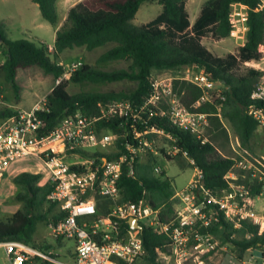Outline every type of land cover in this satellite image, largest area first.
Returning <instances> with one entry per match:
<instances>
[{
	"label": "trees",
	"instance_id": "1",
	"mask_svg": "<svg viewBox=\"0 0 264 264\" xmlns=\"http://www.w3.org/2000/svg\"><path fill=\"white\" fill-rule=\"evenodd\" d=\"M31 1L37 4L45 22L57 26L58 0ZM143 2H156L162 6V11L149 23L136 26L133 19ZM232 4L245 7V40L236 54L219 57L210 52L201 41L208 35L218 40L230 36L233 31L229 20ZM258 4V0H208L191 26L186 0H82L69 9L64 23L56 31L51 51L43 44L8 40L5 26L0 22V45L4 49L0 71L12 83L18 100L19 89L15 85L18 70L39 68L56 80L64 73L59 59L65 50L84 48L90 52L111 45L97 58L94 65L83 64L80 69L70 73L65 81L55 85L46 96V109L40 113L44 123L42 133L46 134L63 118L73 116L77 111L96 116L102 104L114 99L141 103L150 93L152 78H161L167 73L174 76L184 67L202 68L211 79L226 87L224 100L215 99L194 109L193 105L202 96V91L185 81H174V89L184 108L211 114V127L206 141L173 127L166 119H153L151 124L169 134L175 141L165 139L168 144H175L194 160L202 175L201 183L206 189L225 190L228 182L224 177L231 170L235 157L223 156L214 143L220 134L225 135L222 128L224 124L236 137L238 151L264 170V158L257 156L251 149V140L258 125L247 114L250 105H261L260 102L252 101L250 94L262 72L244 67L246 62H260L263 59L264 13L258 10ZM121 61L127 64L126 68L113 71H103L100 68L102 65ZM124 81L136 84V88L127 93L80 92L70 95L67 92L69 83L103 85ZM1 93L0 89V95ZM15 113V110L0 107V122ZM102 126L119 131L116 122L103 123ZM123 142L125 141L122 139L117 142L118 149H123ZM103 155L110 159L119 153ZM155 158L150 156L145 162H137L133 177L125 171L122 173L119 203L137 202L145 197L151 207L158 211L159 222L168 225L174 221L179 201L173 198L176 191L173 181L163 174L157 176L153 172ZM178 163L181 167L189 166L184 159H178ZM40 179L39 174L29 173H20L13 178V183L20 187L15 200L21 207L12 216L0 219V244L13 241L44 252L52 249L51 245H40L33 239L39 223L48 224L59 218L54 206L46 201L51 187L49 184L38 185ZM259 193V187L251 188L252 195L257 196ZM108 206V201L98 199V217L106 216ZM214 211L216 221L207 227H199L198 234L211 236L217 243L216 249L229 246L238 264H243L250 249H257L264 256V228L249 221H241L235 227L221 212L217 209ZM124 227L127 225L124 224ZM140 238L145 249L142 260L147 264H162L156 250L169 251L168 235L143 225ZM56 245L61 246L62 243L56 241ZM213 251L206 250L202 259H206ZM44 264L56 263L44 260ZM117 264L124 263L118 261Z\"/></svg>",
	"mask_w": 264,
	"mask_h": 264
},
{
	"label": "built area",
	"instance_id": "2",
	"mask_svg": "<svg viewBox=\"0 0 264 264\" xmlns=\"http://www.w3.org/2000/svg\"><path fill=\"white\" fill-rule=\"evenodd\" d=\"M258 1V10L264 13V0ZM244 9L241 4L231 5L229 20L233 31L230 35L234 33L236 39L246 29ZM262 64L264 50L260 62L250 61L244 66L262 72L250 94V99L261 105H250L247 114L258 127L264 128ZM60 65L64 73L55 80V85L65 81L83 63L71 61L66 66ZM174 81L191 83L202 91L194 109L215 99L224 100V90L217 86L218 82L202 68L190 66L179 69L169 78H152L150 93L141 103L114 99L102 104L96 116L77 111L73 116L63 118L46 134L42 133L44 123L40 117L46 109V98L29 110H16L13 116L0 122V185L12 163L27 158L40 160L48 171L47 184L51 187L46 201L59 215L56 222L47 225L49 236L55 242L73 243V249L67 251L70 261L66 262L55 258L52 251L44 252L20 242L1 243L10 264H28L34 258L56 264H117L118 261L139 264L145 249L140 238L141 230L132 229L127 222L131 218L137 219L141 227L140 221H145L144 226L167 234L170 239L168 257H173L177 264H184L190 258L189 242H193L196 249L216 250L217 243L211 236L197 232L199 227H207L216 221L215 209L235 227L241 221H249L264 228V216L259 215L256 204L264 197L263 169L247 158L235 157L231 170L224 177L228 188L206 189L201 183L199 168L186 152L175 144H166L160 149L155 145L160 138L175 141L151 124L153 119H166L179 130L188 131L202 141L207 139L211 114L184 108L174 89ZM2 105L6 106L0 97V107ZM110 122L117 123L118 132L102 126ZM120 139L125 141L122 150L117 148ZM112 153L119 155L110 159L103 155ZM145 154L170 159L181 155L193 169V176L186 186L174 193L173 198L179 203L171 224L159 222L158 211L145 197L137 202L119 203L122 173L125 171L133 177L135 164ZM236 169L241 172L236 173ZM153 172L157 176L163 174L157 166L153 167ZM252 187L260 188L259 195L251 194ZM98 199L109 203L105 217H98ZM156 253L159 258L166 259L165 251L157 249ZM196 264L207 263L199 259ZM243 264H250V260Z\"/></svg>",
	"mask_w": 264,
	"mask_h": 264
},
{
	"label": "rangeland",
	"instance_id": "3",
	"mask_svg": "<svg viewBox=\"0 0 264 264\" xmlns=\"http://www.w3.org/2000/svg\"><path fill=\"white\" fill-rule=\"evenodd\" d=\"M208 0H186V7L189 14V20L193 22L196 17L199 15L202 6ZM31 0H8L3 2L0 0V20L5 26V33L8 40L17 41V40H26L37 45L43 44L47 48L51 46L53 41L52 30L53 26L47 24L48 31H28L25 28L29 27L30 18L33 15L30 8L27 5H30ZM36 7V6H35ZM195 8H197L195 10ZM36 11H38V8ZM162 11V6L156 2H143L136 15L133 19V24L136 26H142L150 21L154 20ZM39 20H41L40 13L38 14ZM21 22L23 26H21ZM218 39H214L210 35L202 39V44L209 49H218L217 53L212 52L214 55H222V57L228 54H236L239 48V45L245 40L242 35H238L237 40H225L224 43H216ZM219 45V48H216ZM111 45L105 47L97 48L93 51H87L84 48H74L71 50H65L60 56V62L62 65L66 66L71 61L80 60L83 64L94 65L97 58L109 49ZM2 46L0 45V66L4 61V55L2 52ZM50 49V48H49ZM52 49V48H51ZM52 58V55H50ZM220 57V56H219ZM127 64L125 62H113L106 65L100 66L103 71H113L122 68H126ZM249 68L248 66H244ZM264 68V65H261ZM253 69V68H252ZM172 77L170 74H164L160 79ZM15 85L19 89V99L16 100L14 89L12 83L8 82L5 79L3 71H0V89L3 92L4 98L2 101L6 106H1L4 108H9L7 105L16 106L20 108H29L33 103L39 100L52 86H55V78L52 75L45 74L39 68H28L20 69L17 72L15 78ZM136 88V84L130 82H115V83H106L103 85H93V84H82L74 85L69 83L67 86V92L70 95L77 94L80 92H129ZM20 108H10L12 110H19ZM211 127V126H210ZM225 130V135L220 134L219 138L214 142L217 148L227 147L230 150L235 148L237 151V140L233 135L230 128L224 124L222 127ZM210 129V128H209ZM209 129L207 130L206 136L208 138ZM218 133V132H216ZM168 144L165 139L160 138L156 141V146L158 149ZM251 149L253 152L264 158V128L258 127L255 131L252 140H251ZM96 150V149H94ZM239 152V151H238ZM152 156L150 154L142 155L139 158V162H145L147 159ZM246 158L245 154L239 152L238 157ZM155 162H153V167L157 166L161 169L165 177L170 178L173 181V184L177 190H180L186 186L193 174V169L189 165L188 161L182 156H176L169 160L162 156H154ZM179 157V158H178ZM178 159H184L187 161L189 166L181 167L178 163ZM236 173L241 171L236 169ZM20 173H29V174H39L41 179L39 185L43 186L47 184L49 174L43 163L36 158H27L16 161L12 163L8 172L6 173L4 179L0 185V219L4 220L12 216L16 211L21 207L20 203L15 200V196L20 192V187L13 183V178ZM257 209L260 216H264V197L256 202ZM142 225H145V221H140ZM33 239L38 244H48L52 246V251L55 255L54 257L60 260L67 261L65 257V252L70 248L73 249V243L68 242L64 244L65 249L60 250L57 247L54 240L49 236V230L47 224L39 223L36 227V230L33 234ZM62 246V245H61ZM60 246V247H61ZM68 248V249H67ZM55 251H54V250ZM187 250L191 253L190 258L184 264H196V261L202 259L206 250L203 248L196 249L193 246V242H189ZM58 252V253H57ZM170 251L166 252V259H161L162 264H177L173 257H168ZM65 253V254H64ZM70 255V254H68ZM251 255V253H246V257ZM207 264H238L235 260V255L231 251L229 246H223L217 248L213 253L208 256L206 259H203ZM247 260V259H245ZM0 264H10L5 249L0 245ZM28 264H44V260L40 258L32 259ZM139 264H147L143 260L139 261Z\"/></svg>",
	"mask_w": 264,
	"mask_h": 264
},
{
	"label": "crops",
	"instance_id": "4",
	"mask_svg": "<svg viewBox=\"0 0 264 264\" xmlns=\"http://www.w3.org/2000/svg\"><path fill=\"white\" fill-rule=\"evenodd\" d=\"M3 2H6V1H8V0H2ZM80 1H82V0H58L57 1V3H56V10H57V15H58V24H57V26H53V30H52V35H53V41H52V44H51V46H49L48 48H52L53 47V44H54V41H55V34H56V31H57V29L64 23V21H65V19H66V16H67V13H68V11H69V9L71 8V7H73L75 4H77L78 2H80ZM32 2V1H31ZM38 8V6H37V4H35V3H30V5H27V7L28 8H30L31 9V11H32V13H33V15L31 16V18H30V23H29V27L28 28H25L24 27V29H26V30H28V31H42V32H44V31H48V27H47V24H49V23H47V22H45L43 19H42V17H41V20H39V18H38V14L40 13V11H39V8H38V11H36L37 9H35L36 7ZM197 8H195V10H196ZM186 11H187V13H188V10H187V7H186ZM244 11H245V9H244ZM200 14V13H199ZM40 16H41V14H40ZM199 16V15H198ZM198 16L196 17V19L198 18ZM188 17H189V14H188ZM196 19L193 21V22H191L190 20H189V22H190V25L192 26L193 25V23L196 21ZM2 20H0V22H1ZM3 23V22H2ZM21 26H23V23L21 22ZM52 26V25H51ZM245 33H246V29L245 30H242L241 31V34L240 35H242L243 36V38L245 39ZM235 34L233 33V35L231 36H229L228 38H224V39H219V40H216L217 42L216 43H224L223 45H225L226 46V44H225V40L226 39H230V40H237L236 38H234L233 36H234ZM244 44V41L239 45V47H241L242 45ZM217 47L216 48H219L220 46L219 45H216ZM2 49V52H3V47L1 48ZM210 51H214V52H216L217 53V50L218 49H209ZM233 54V53H232ZM217 56H220V57H222V55H219V54H217ZM76 61H80V60H76ZM59 64H61V62L59 63ZM2 65V64H1ZM262 65H264V64H262ZM261 67V66H260ZM263 68V67H262ZM217 86L219 87V88H221V89H223V90H225L226 89V87H224L222 84H217ZM53 87L54 86H52L39 100H37L35 103H37L38 101H40V100H42V99H44V98H46V96L51 92V90L53 89ZM2 91V90H1ZM0 97L1 98H4V95H3V92L1 93V95H0ZM35 103H33L29 108H20V107H16V106H11V105H7V107H9V108H13V109H15V108H20V110H29ZM218 150L220 151V153L223 155V156H227V157H234V156H238L239 155V152L235 149V148H232L231 150L229 149V148H227V147H221V149H219L218 148ZM194 173V172H193ZM192 176H193V174H192ZM39 185V184H38ZM48 225V224H47ZM56 243V242H55ZM67 243H65V245H66ZM1 245V244H0ZM58 247V246H57ZM65 247H67V246H64V244H62V246L60 247H58V248H60V250H63V248L65 249ZM54 250V249H53ZM55 251V250H54ZM249 253H251V255H249L248 256V258H245V259H247V260H244V262H246V261H248V260H250V264H262V262H263V255L261 254V251H259V250H257V249H250L249 251H248ZM247 252V253H248ZM58 253V252H57ZM66 253V254H65ZM64 254H65V257L68 259L67 261H70V256L68 255V253L67 252H65ZM245 257H246V255H245ZM63 261V260H62ZM65 261V260H64ZM66 262V261H65Z\"/></svg>",
	"mask_w": 264,
	"mask_h": 264
},
{
	"label": "water",
	"instance_id": "5",
	"mask_svg": "<svg viewBox=\"0 0 264 264\" xmlns=\"http://www.w3.org/2000/svg\"><path fill=\"white\" fill-rule=\"evenodd\" d=\"M127 222L132 229L142 230V227L138 224L137 219L131 218L128 219Z\"/></svg>",
	"mask_w": 264,
	"mask_h": 264
},
{
	"label": "bare ground",
	"instance_id": "6",
	"mask_svg": "<svg viewBox=\"0 0 264 264\" xmlns=\"http://www.w3.org/2000/svg\"><path fill=\"white\" fill-rule=\"evenodd\" d=\"M263 226H264V222H263V224H262Z\"/></svg>",
	"mask_w": 264,
	"mask_h": 264
}]
</instances>
